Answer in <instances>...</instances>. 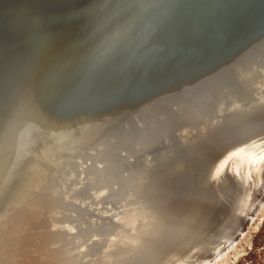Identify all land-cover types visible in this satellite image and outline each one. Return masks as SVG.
Returning a JSON list of instances; mask_svg holds the SVG:
<instances>
[{
  "label": "bare ground",
  "instance_id": "6f19581e",
  "mask_svg": "<svg viewBox=\"0 0 264 264\" xmlns=\"http://www.w3.org/2000/svg\"><path fill=\"white\" fill-rule=\"evenodd\" d=\"M55 8L43 54L67 66L0 77V264H188L238 219L194 263L216 264L264 206L239 214L212 165L264 118V0Z\"/></svg>",
  "mask_w": 264,
  "mask_h": 264
},
{
  "label": "water",
  "instance_id": "95a60500",
  "mask_svg": "<svg viewBox=\"0 0 264 264\" xmlns=\"http://www.w3.org/2000/svg\"><path fill=\"white\" fill-rule=\"evenodd\" d=\"M59 1L0 0V77L10 78L14 73L25 68L53 73L67 66L69 60L65 56L43 54L44 42L49 41L52 36L48 20L57 15L56 8L55 13L53 10L48 13V10L50 4L56 5ZM240 13L236 11L233 14ZM233 14L226 15L225 18L230 20ZM40 92L48 95V85L44 84ZM248 132L254 134L246 136ZM254 139L256 141L250 143ZM216 147L221 149V152L212 159L214 173L230 178L225 196L240 199V214L251 206L253 198L250 195L253 190L264 186V167L260 170L257 163L253 162V156L264 150V118L244 132L229 134L222 138ZM215 179L216 177H212L210 184L213 195L216 194ZM263 219L264 216L258 226ZM237 221L225 232L227 235L238 224ZM225 233L220 239L200 249L195 257L186 259L187 263L194 264L200 257L205 256V252H210V247L215 248L217 243L222 242L219 240L226 236Z\"/></svg>",
  "mask_w": 264,
  "mask_h": 264
},
{
  "label": "rangeland",
  "instance_id": "374dc122",
  "mask_svg": "<svg viewBox=\"0 0 264 264\" xmlns=\"http://www.w3.org/2000/svg\"><path fill=\"white\" fill-rule=\"evenodd\" d=\"M259 215L262 217L264 216V206L262 207V210L260 211L258 216L255 218L254 222L251 224L249 231H247L246 235L240 240V242L236 245L233 250L229 251L228 254L216 264H236L240 257L248 253L251 248L252 236L259 227H257V225L260 221V218H262Z\"/></svg>",
  "mask_w": 264,
  "mask_h": 264
},
{
  "label": "trees",
  "instance_id": "16d2710c",
  "mask_svg": "<svg viewBox=\"0 0 264 264\" xmlns=\"http://www.w3.org/2000/svg\"><path fill=\"white\" fill-rule=\"evenodd\" d=\"M236 264H264V219L252 236L250 250Z\"/></svg>",
  "mask_w": 264,
  "mask_h": 264
}]
</instances>
